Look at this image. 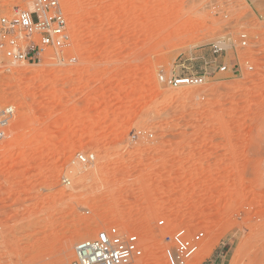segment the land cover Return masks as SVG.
Returning <instances> with one entry per match:
<instances>
[{
	"label": "rangeland",
	"instance_id": "rangeland-1",
	"mask_svg": "<svg viewBox=\"0 0 264 264\" xmlns=\"http://www.w3.org/2000/svg\"><path fill=\"white\" fill-rule=\"evenodd\" d=\"M60 1L61 52L0 53V264H70L110 225L145 264L173 226L205 233L187 264H264V0Z\"/></svg>",
	"mask_w": 264,
	"mask_h": 264
},
{
	"label": "built area",
	"instance_id": "built-area-1",
	"mask_svg": "<svg viewBox=\"0 0 264 264\" xmlns=\"http://www.w3.org/2000/svg\"><path fill=\"white\" fill-rule=\"evenodd\" d=\"M12 10L0 9V53L12 63H30L44 49L61 52L68 44L70 32L67 15L60 0H20ZM218 49L215 48L214 52ZM226 66L220 67L225 70ZM205 75L186 76L159 74L158 80L170 86L203 83ZM14 113L6 104L0 110V138ZM133 136H136L134 133ZM76 159L87 165L94 161L93 153H79ZM63 182H67L64 179ZM165 225V220H157ZM205 233L173 226L163 237L162 255L166 264H187L197 253ZM145 245L134 231L121 230L115 225L99 229L94 236L77 241L70 264H145Z\"/></svg>",
	"mask_w": 264,
	"mask_h": 264
},
{
	"label": "crops",
	"instance_id": "crops-1",
	"mask_svg": "<svg viewBox=\"0 0 264 264\" xmlns=\"http://www.w3.org/2000/svg\"><path fill=\"white\" fill-rule=\"evenodd\" d=\"M220 257V256H219ZM217 259V258H216ZM210 264H218L217 262H216V260L214 261V262H212V263H210Z\"/></svg>",
	"mask_w": 264,
	"mask_h": 264
},
{
	"label": "bare ground",
	"instance_id": "bare-ground-1",
	"mask_svg": "<svg viewBox=\"0 0 264 264\" xmlns=\"http://www.w3.org/2000/svg\"><path fill=\"white\" fill-rule=\"evenodd\" d=\"M82 176V175H81ZM80 178V177H79ZM196 256V255H195ZM195 259H196V257H195Z\"/></svg>",
	"mask_w": 264,
	"mask_h": 264
}]
</instances>
